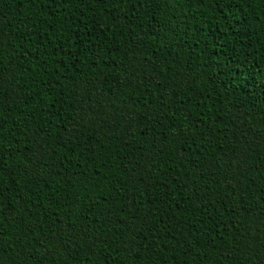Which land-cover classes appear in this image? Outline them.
Here are the masks:
<instances>
[{
    "label": "trees",
    "instance_id": "obj_1",
    "mask_svg": "<svg viewBox=\"0 0 264 264\" xmlns=\"http://www.w3.org/2000/svg\"><path fill=\"white\" fill-rule=\"evenodd\" d=\"M0 264H264V0H0Z\"/></svg>",
    "mask_w": 264,
    "mask_h": 264
}]
</instances>
